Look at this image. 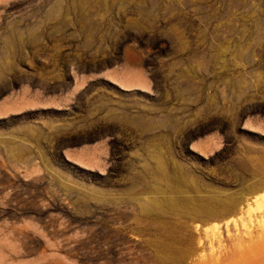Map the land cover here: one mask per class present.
<instances>
[{
	"label": "rangeland",
	"instance_id": "rangeland-1",
	"mask_svg": "<svg viewBox=\"0 0 264 264\" xmlns=\"http://www.w3.org/2000/svg\"><path fill=\"white\" fill-rule=\"evenodd\" d=\"M54 2L0 0V264H264L227 239L264 178V0ZM156 154L191 205L145 189Z\"/></svg>",
	"mask_w": 264,
	"mask_h": 264
},
{
	"label": "bare ground",
	"instance_id": "bare-ground-1",
	"mask_svg": "<svg viewBox=\"0 0 264 264\" xmlns=\"http://www.w3.org/2000/svg\"><path fill=\"white\" fill-rule=\"evenodd\" d=\"M94 1L95 0H55L54 2L55 10H53L50 13L49 18L55 19L57 23L65 25L66 23L65 17L66 16L69 17L68 15L71 14V13L69 14L70 11H73L76 14L81 12L80 15H82L83 11L85 10V5L87 4L89 5ZM97 1L101 2V4H105V2H107V0H97ZM141 1L148 2L149 0H141ZM145 10L146 9H144V7L139 6V8H137L136 11L145 12ZM14 33L15 35L8 42L7 45L8 51L15 49L17 47L18 41L20 40V34H17V32ZM8 62H5L4 64L5 70L10 67V64ZM2 74L3 73L0 74V77ZM149 126L151 127L155 126V123L154 122L150 123ZM16 149H18V147ZM18 150H19L18 153L20 151L23 152L24 147L21 146L19 147ZM148 173L152 177V181L148 184V186H145V189H148L150 191L155 201L162 200L167 205H171V206L191 205L193 199L187 191L185 190L182 191L178 189L169 192L163 186L162 184L163 182L168 183L174 179H177V174H172L167 171V167L165 165V161L162 157V154L155 155V166L154 167L151 166V168H148ZM242 185L247 190V193L240 208L241 218L237 219L236 215H231V219L229 221L231 223L228 224L229 235L227 236V239L229 236L232 237L233 240L238 239L239 243L237 244L238 245L237 248L240 251L245 252V251L254 250L255 252H260V254L264 255V178L258 176L254 181L243 180ZM215 190H213V192ZM95 194L96 192L94 190H88V195L93 196ZM209 195L208 197H206L207 200L199 207L201 211L214 213L217 208L215 204L224 199H221L222 197H219L217 195H210V196ZM238 202H239V198H235L230 203L236 209ZM256 204L258 205L260 204L259 205L260 211L257 210L255 211L254 207ZM233 231H236V234H234Z\"/></svg>",
	"mask_w": 264,
	"mask_h": 264
}]
</instances>
